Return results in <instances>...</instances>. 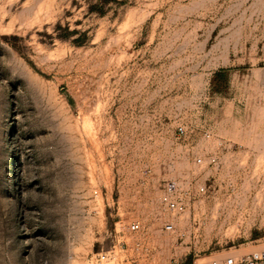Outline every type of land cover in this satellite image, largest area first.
Segmentation results:
<instances>
[{"label":"rangeland","instance_id":"1","mask_svg":"<svg viewBox=\"0 0 264 264\" xmlns=\"http://www.w3.org/2000/svg\"><path fill=\"white\" fill-rule=\"evenodd\" d=\"M263 241L264 0H0V264Z\"/></svg>","mask_w":264,"mask_h":264},{"label":"built area","instance_id":"2","mask_svg":"<svg viewBox=\"0 0 264 264\" xmlns=\"http://www.w3.org/2000/svg\"><path fill=\"white\" fill-rule=\"evenodd\" d=\"M177 133L179 135H182L184 133V130L182 127L177 128ZM213 161V160H212ZM197 163H201V160L198 159ZM172 187H170V190ZM201 192L204 191V188L200 189ZM162 203L166 206L168 210L174 211L177 208V201L172 200L169 196L165 195L161 199ZM139 230V224L138 223H131L128 226V231L130 232H136ZM164 230L167 232H171L173 230L172 224H166L164 225ZM101 259H104V256H101ZM179 264H185V263H179ZM212 264H264V249L258 252L251 253L247 259L241 260L240 262H236L232 258H226L221 263L218 262H212Z\"/></svg>","mask_w":264,"mask_h":264},{"label":"crops","instance_id":"3","mask_svg":"<svg viewBox=\"0 0 264 264\" xmlns=\"http://www.w3.org/2000/svg\"><path fill=\"white\" fill-rule=\"evenodd\" d=\"M264 242V241H263Z\"/></svg>","mask_w":264,"mask_h":264}]
</instances>
